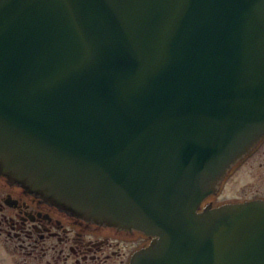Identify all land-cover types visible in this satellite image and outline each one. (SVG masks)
I'll use <instances>...</instances> for the list:
<instances>
[{"label":"water","instance_id":"water-1","mask_svg":"<svg viewBox=\"0 0 264 264\" xmlns=\"http://www.w3.org/2000/svg\"><path fill=\"white\" fill-rule=\"evenodd\" d=\"M262 139L264 0H0V173L130 264H264V200L202 210Z\"/></svg>","mask_w":264,"mask_h":264},{"label":"flooded vegetation","instance_id":"flooded-vegetation-1","mask_svg":"<svg viewBox=\"0 0 264 264\" xmlns=\"http://www.w3.org/2000/svg\"><path fill=\"white\" fill-rule=\"evenodd\" d=\"M263 144L264 139L230 175L256 157ZM217 196L207 202L221 205ZM257 199L264 200V195L250 190L225 203ZM102 230L110 234L96 233ZM149 242L140 231L107 228L70 215L0 173V264H130Z\"/></svg>","mask_w":264,"mask_h":264},{"label":"rangeland","instance_id":"rangeland-1","mask_svg":"<svg viewBox=\"0 0 264 264\" xmlns=\"http://www.w3.org/2000/svg\"><path fill=\"white\" fill-rule=\"evenodd\" d=\"M250 190L256 192L260 190L264 195V144L256 157L254 155L230 175L220 190L221 192L217 194V204L233 201L235 198H243ZM96 233L101 236L110 234L106 230Z\"/></svg>","mask_w":264,"mask_h":264}]
</instances>
